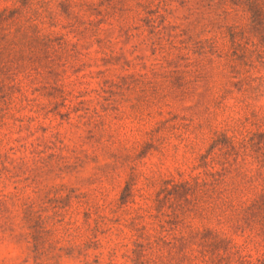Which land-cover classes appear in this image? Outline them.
<instances>
[{
	"label": "rangeland",
	"instance_id": "rangeland-1",
	"mask_svg": "<svg viewBox=\"0 0 264 264\" xmlns=\"http://www.w3.org/2000/svg\"><path fill=\"white\" fill-rule=\"evenodd\" d=\"M92 1L93 14L81 10L67 37L65 63L27 87L31 101L0 103V264H139L141 241L155 245L143 254L157 264L256 259L264 247L251 241L240 251L223 245L212 258L198 252L192 262L170 263L171 245L198 247L228 230L216 199L203 202L200 215L182 214L167 182L188 177L215 131L248 115L252 87L238 82L246 70L264 76V66L218 54L213 63L191 64L198 53L185 40L215 37L225 52L231 43L211 25L191 28L182 9L168 19L133 13L127 35L115 17L84 32L108 11ZM248 37L242 41L253 48L259 33ZM14 40L28 55L24 35ZM261 91L254 103L262 117Z\"/></svg>",
	"mask_w": 264,
	"mask_h": 264
},
{
	"label": "trees",
	"instance_id": "trees-1",
	"mask_svg": "<svg viewBox=\"0 0 264 264\" xmlns=\"http://www.w3.org/2000/svg\"><path fill=\"white\" fill-rule=\"evenodd\" d=\"M101 4H106L108 11H101L102 18L91 19L88 22L91 27L82 31H95V26L104 22L105 17H115L119 32L127 35L133 13L145 15L146 19L156 15L168 19L182 9L183 19L191 28L204 29L211 25L219 30L222 39L228 38L231 43L230 52H225L218 47L215 37L194 43L185 40L187 45L191 44L192 51L198 53L191 64L213 63V55L218 54L235 65L258 69L264 66V50L259 48L264 46V0H102ZM173 4L175 8L170 7ZM94 5L92 0H0V103L10 107L17 102L31 101L27 87L40 82L45 75H54L65 63L62 61L69 46L67 37L80 25L79 12L86 9L92 15ZM252 33H259V41L249 48L242 40ZM17 35H24L31 46L28 55L22 49L16 50ZM11 36L14 38L8 40ZM4 40L6 44L1 45ZM248 72L246 70V75L238 82L252 87L246 99L248 115L235 126L215 131L210 147L201 154L198 165L193 166L188 177L182 172L179 180L167 182L171 184L170 199L182 214L200 215L202 203L216 199L219 203L215 204L226 212L224 223L228 231L198 247L186 243L171 245L167 256L170 263L173 260L192 262L198 258V252L204 256L211 254L212 258L223 245L226 250L237 248L240 251L243 245L257 241L264 247V116H260L254 103L263 94L264 76H247ZM195 170L199 171L195 173ZM250 187L255 192L249 196L246 189ZM240 236H245L243 244L236 242ZM135 245L139 264H157V260L145 259L143 254L155 245L142 241ZM241 258L244 264H264V250L256 259H249L247 255Z\"/></svg>",
	"mask_w": 264,
	"mask_h": 264
}]
</instances>
